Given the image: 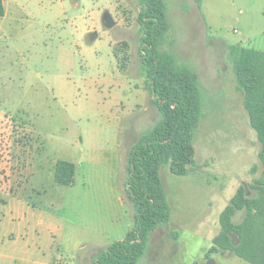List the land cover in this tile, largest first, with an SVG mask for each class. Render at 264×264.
I'll list each match as a JSON object with an SVG mask.
<instances>
[{
    "label": "rangeland",
    "instance_id": "374dc122",
    "mask_svg": "<svg viewBox=\"0 0 264 264\" xmlns=\"http://www.w3.org/2000/svg\"><path fill=\"white\" fill-rule=\"evenodd\" d=\"M161 44L197 74L201 117L185 175L160 168L169 221L137 264H250L206 249L235 189L264 177L229 44L264 51V0H163ZM0 17V264H91L134 224L132 144L159 118L140 69L137 0H4ZM241 4L242 14L233 6ZM210 9V10H209ZM108 10L116 25L107 29ZM97 33L92 41L89 33ZM58 159L74 182H54ZM248 195L256 192L247 187ZM244 211L233 214L239 222ZM113 222L114 229L105 231ZM177 232V237L172 232Z\"/></svg>",
    "mask_w": 264,
    "mask_h": 264
},
{
    "label": "trees",
    "instance_id": "16d2710c",
    "mask_svg": "<svg viewBox=\"0 0 264 264\" xmlns=\"http://www.w3.org/2000/svg\"><path fill=\"white\" fill-rule=\"evenodd\" d=\"M139 4L140 69L145 88L156 105L159 118L140 135L127 155L126 190L132 204L134 224L121 240L100 250L91 264H137L146 250L149 236L169 221V206L160 178V168L185 175L193 165L194 131L201 117L197 74L161 44L169 29L163 0H137ZM198 9L201 0H195ZM4 15L0 0V17ZM233 72L243 92V105L250 127L259 142L257 157L264 175V51L239 44L228 45ZM75 164L58 159L53 180L61 186L74 182ZM247 187L255 190L250 196ZM240 184L218 216L219 232L205 251H230L250 264H264V177L254 183ZM243 210L239 222L236 211ZM234 232L235 243L229 236ZM174 238L177 232L171 233ZM209 259V258H208Z\"/></svg>",
    "mask_w": 264,
    "mask_h": 264
},
{
    "label": "crops",
    "instance_id": "0c3cea01",
    "mask_svg": "<svg viewBox=\"0 0 264 264\" xmlns=\"http://www.w3.org/2000/svg\"><path fill=\"white\" fill-rule=\"evenodd\" d=\"M229 1H232L233 2V4H235V2H236V0H229ZM3 5H5V3H4V0H3ZM206 8H208V6H207V4H206V0H201V5H200V8H199V11H200V13H201V15H202V18H203V20L205 21V16L207 15V12H208V10L206 9ZM233 8L234 9H236L235 11V14H242L243 13V10H244V8H243V6L241 5V4H239L238 6L236 5H234L233 6ZM210 10V9H209ZM4 13H5V6H4ZM237 14V15H238ZM4 16V15H3ZM2 16V17H3ZM252 48H254V47H252ZM254 49H256V48H254ZM258 50H260V49H258ZM76 169V168H75ZM237 189V188H236ZM235 189V190H236ZM235 192V191H234ZM234 194V193H233ZM232 197V196H231ZM230 197V198H231ZM125 228H126V233L133 227L132 225H131V223H127L126 222V224H125ZM114 229V225H113V222L111 223V224H108V225H106L105 226V228H104V230L105 231H109V232H111L112 230ZM125 233V234H126ZM125 236V235H124ZM124 238V237H123ZM123 238H121V239H123ZM121 239H118V240H121ZM208 249V248H207ZM206 249V250H207Z\"/></svg>",
    "mask_w": 264,
    "mask_h": 264
},
{
    "label": "water",
    "instance_id": "95a60500",
    "mask_svg": "<svg viewBox=\"0 0 264 264\" xmlns=\"http://www.w3.org/2000/svg\"><path fill=\"white\" fill-rule=\"evenodd\" d=\"M101 22L102 25L107 28L111 29L116 25V20L113 18L112 14L108 10H104L101 15ZM97 33L95 31L89 33V38L93 41L96 37ZM229 236L231 237L232 241L235 243L237 236L234 232H230ZM210 259L207 260L205 264L210 263Z\"/></svg>",
    "mask_w": 264,
    "mask_h": 264
}]
</instances>
